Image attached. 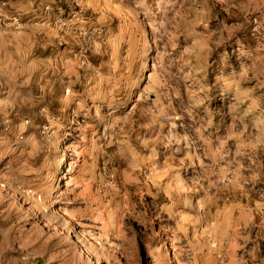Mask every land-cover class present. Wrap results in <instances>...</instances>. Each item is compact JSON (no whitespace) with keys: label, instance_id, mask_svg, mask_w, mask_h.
Instances as JSON below:
<instances>
[{"label":"rangeland","instance_id":"obj_1","mask_svg":"<svg viewBox=\"0 0 264 264\" xmlns=\"http://www.w3.org/2000/svg\"><path fill=\"white\" fill-rule=\"evenodd\" d=\"M0 264H264V0H0Z\"/></svg>","mask_w":264,"mask_h":264}]
</instances>
